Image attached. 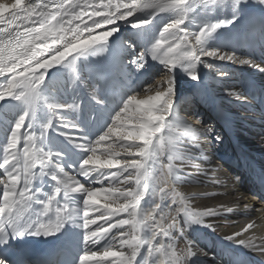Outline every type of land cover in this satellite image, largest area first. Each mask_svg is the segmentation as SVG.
Returning a JSON list of instances; mask_svg holds the SVG:
<instances>
[{
	"label": "snow or ice",
	"instance_id": "1",
	"mask_svg": "<svg viewBox=\"0 0 264 264\" xmlns=\"http://www.w3.org/2000/svg\"><path fill=\"white\" fill-rule=\"evenodd\" d=\"M252 3L264 10V0ZM249 6V0H0V264H12V239L54 236L68 225L79 230L72 264H201L189 238L193 226L215 231L210 221L252 206L194 208L192 196L180 191L183 184L224 185L198 163L207 161L201 137L213 130L181 116L176 76L196 83L213 73L227 76L218 62L264 73L223 36ZM122 24L136 41L117 40ZM135 43L140 51L130 64L137 73L149 60L161 66V78L143 88L155 92L138 98L141 85L113 89L108 122L90 135L75 116L84 113L83 96L105 105L99 89L109 72L127 83L125 58ZM256 228L247 222L225 239L264 254V237L248 236Z\"/></svg>",
	"mask_w": 264,
	"mask_h": 264
},
{
	"label": "bare ground",
	"instance_id": "2",
	"mask_svg": "<svg viewBox=\"0 0 264 264\" xmlns=\"http://www.w3.org/2000/svg\"><path fill=\"white\" fill-rule=\"evenodd\" d=\"M249 5L257 13L223 36L225 42L236 50L238 55H247L264 67V10L256 7L252 0H249ZM121 37L124 39L126 37L130 43L137 40L133 30L123 24L121 32L117 34V40ZM136 47H139V43L133 44V48L129 49L125 58V63L129 64L130 74L127 83L121 82L118 76L109 72L107 81L101 85L99 96L105 101V105L96 106L86 95L83 96L84 113H76L75 116L80 117L82 126L90 135L99 134L106 126L108 109L115 107L112 103L113 89L126 91L130 87L141 85L138 89V98L154 94L155 88L151 93L144 92L143 88L146 84H154L159 80L153 79V83H145L161 66L149 60L146 68L137 73L130 64V61L138 55L135 52ZM218 63H222L224 71L228 73L227 76L216 77L213 73L205 76L203 83H196L186 76H182L180 80V76L177 75L176 92L179 111L185 120L188 121V117L192 115L187 103L191 98L194 101V114L199 112L211 118L209 124L200 121L198 123L196 115H192L193 118L189 122L213 130L210 134H206V137H201V147L205 150L207 161H198V163L202 167L210 168L212 174L221 180L224 186L191 183L180 185L179 189L192 196L191 203L194 208L214 207L219 203L240 209H243L245 204L252 207L246 213L228 214L210 221L217 225L215 231L194 225L190 230L189 238L198 246L201 264H264V254L225 239L250 221H255L257 228L249 232L248 236L254 235L257 242L264 237V207L253 195L251 196L249 192L251 185L249 186L248 176L245 175L247 169L253 175L257 172L255 168L264 171V73L247 65ZM100 67L107 69V62L102 61ZM49 72L55 76L57 69H50ZM231 91L240 92L241 95L238 97L229 95ZM182 94L186 95L182 96ZM186 109L189 112H185ZM213 111L212 118L210 115ZM217 131L227 137L225 145L217 139L219 136ZM53 138L56 139L54 133ZM0 175L3 176V173L0 172ZM80 179L84 182L83 178ZM47 184L45 180L43 186L47 188ZM205 192L223 194L200 195ZM67 228L65 233L70 237L79 231L71 225ZM179 247H184L183 241L179 243Z\"/></svg>",
	"mask_w": 264,
	"mask_h": 264
},
{
	"label": "rangeland",
	"instance_id": "3",
	"mask_svg": "<svg viewBox=\"0 0 264 264\" xmlns=\"http://www.w3.org/2000/svg\"><path fill=\"white\" fill-rule=\"evenodd\" d=\"M257 12L255 11V9H253V7L250 5L247 9H245L244 10V12L240 15V17L238 18V20L236 21V22H234L232 25H229V26H227V28H226V30H224V32H223V34L224 33H227L228 31H232V29H234L235 27H237L240 23H243L248 17H251V16H253V15H255ZM125 39H126V37H125ZM127 41H128V39H126ZM129 42V41H128ZM130 43V42H129ZM139 51H140V49H139V47L137 48H135V52L137 53V54H139ZM89 59H91V60H96V58L95 57H91V58H89ZM102 62V61H101ZM100 62V63H101ZM163 75V73L161 72V68L160 69H158L156 72H154L153 73V75L150 77V79H148L147 81H145V83H153V79L155 80V79H160L161 78V76ZM177 75L178 76H180V80H181V78H182V76H185V75H183L182 73H180V72H177ZM187 77V76H186ZM141 84V83H140ZM186 95V94H185ZM185 95H183L182 94V96H185ZM188 106H190V107H188V108H190V111L192 110V115H196L195 117H196V120L198 121V123H200V122H204L205 124H209V122H210V119L211 118H207V115H205V114H202V113H199V112H197L198 114H194V112H193V107H194V101H193V99L191 98L188 102ZM185 112H189L187 109L186 110H184ZM209 114H211L210 112H209ZM213 114H214V111L212 112V114L210 115V117H214L213 116ZM192 115H190L189 117H188V121H191V119L193 118V116ZM202 115V116H201ZM187 120V119H186ZM200 121V122H199ZM212 126H214V125H212ZM215 131V130H214ZM222 131H224L223 129H222ZM219 136V139L218 140H220L219 142L221 143V144H224L225 145V143H227V137H225L223 134H221V133H219L218 131L216 132ZM0 179H3V176L2 175H0Z\"/></svg>",
	"mask_w": 264,
	"mask_h": 264
}]
</instances>
